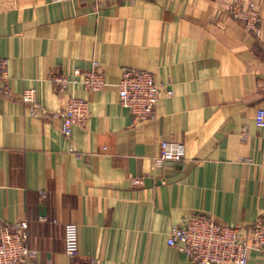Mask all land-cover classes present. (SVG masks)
<instances>
[{
  "label": "crops",
  "instance_id": "1",
  "mask_svg": "<svg viewBox=\"0 0 264 264\" xmlns=\"http://www.w3.org/2000/svg\"><path fill=\"white\" fill-rule=\"evenodd\" d=\"M234 0H0V219L28 222L38 264H195L168 245L173 225L213 216L246 236L264 213V0L247 31ZM98 61L108 86L73 92L90 118L61 132L69 92L50 75ZM150 71L173 91L141 122L120 102L123 68ZM165 87V88H166ZM46 110L32 114L27 89ZM163 140L182 161L155 164ZM143 176L135 186L133 178ZM79 254L65 253V224ZM247 264H264L252 249Z\"/></svg>",
  "mask_w": 264,
  "mask_h": 264
},
{
  "label": "built area",
  "instance_id": "2",
  "mask_svg": "<svg viewBox=\"0 0 264 264\" xmlns=\"http://www.w3.org/2000/svg\"><path fill=\"white\" fill-rule=\"evenodd\" d=\"M227 11L245 30H258L261 17L254 2L234 0ZM8 77V61L0 57V93L10 94ZM50 80L59 92H69L61 112V132L70 138L74 127L84 126L91 113L89 101L75 95L74 88L81 85L90 92H96L107 87L108 82L98 61H93L86 70L76 68L72 74L53 72ZM117 87L121 104L130 109L137 122L154 115L163 94H173L171 89L157 81L154 73L130 67L123 68ZM21 98L32 114L46 113L35 89L25 90ZM255 123L264 128V107L258 108ZM160 146V153L154 158L158 166L167 161L184 160L186 150L182 143L163 140ZM143 180V176L135 177L133 184L142 185ZM28 237L27 221L6 224L0 219V264H38L35 260L37 250L29 245ZM167 243L184 252L195 264H247L252 249L264 256V213L256 219L246 236L241 235L239 228L221 223L213 216L192 215L184 226H172ZM65 253L72 258L79 254L78 225L74 222L65 224ZM91 264H96V261Z\"/></svg>",
  "mask_w": 264,
  "mask_h": 264
}]
</instances>
